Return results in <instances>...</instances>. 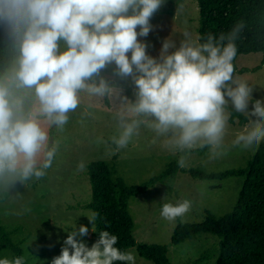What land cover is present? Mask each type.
<instances>
[{"label": "clouds", "instance_id": "9594fccd", "mask_svg": "<svg viewBox=\"0 0 264 264\" xmlns=\"http://www.w3.org/2000/svg\"><path fill=\"white\" fill-rule=\"evenodd\" d=\"M163 3L0 0V27L6 36L0 47V198L19 197V191L10 192L17 181L28 188L48 176L61 134L76 113L81 125L100 113L110 115L114 130L96 143L114 146L113 153L127 148L142 129L154 133L153 142L159 139L163 149L178 154L180 168L188 166L196 150L206 149L208 159L215 160L231 148L259 147L264 141V100H255L249 110L253 88L234 74L237 41L244 38L246 21H236L219 36H193L185 29L179 46L165 39L156 58L138 36L148 35L150 18ZM113 64L115 76L131 77L134 99L102 74ZM233 111L248 123L226 144ZM86 166L81 159L77 171ZM190 208L188 199L163 203L160 216L176 222ZM87 216L97 219L96 213ZM88 231L84 225L78 232L74 228L51 264H135V255L116 247L118 237L107 230L100 231L91 247L76 239ZM0 264H25V257L0 258Z\"/></svg>", "mask_w": 264, "mask_h": 264}, {"label": "rangeland", "instance_id": "374dc122", "mask_svg": "<svg viewBox=\"0 0 264 264\" xmlns=\"http://www.w3.org/2000/svg\"><path fill=\"white\" fill-rule=\"evenodd\" d=\"M182 5L178 10V6ZM152 25L148 35L138 36L147 45L150 56L159 58L165 39L171 38L179 46L185 29L193 36H199L200 8L198 0H164L162 6L150 18ZM139 32V26L137 27ZM171 51V49H170ZM131 53H129V57ZM264 52L240 54L237 57L239 67L254 68L261 65ZM115 65H110L102 74L120 84L124 94L134 99L135 86L131 77L121 80L113 73ZM253 88L249 110L257 99L264 100V66L256 70L237 73ZM107 103V101H105ZM79 113L73 114L62 133L63 142L60 151L49 170L47 177L37 181V186L31 183L26 188L17 181L10 190L15 199L0 198V225L12 231L16 242H22L25 264H51L53 258L59 256L64 247V241L75 228L78 232L81 225L89 229L86 235H77L78 241L91 247L97 241L93 225L87 215L94 211L80 207V204L92 199V185L88 173V164L97 159L110 162L117 154V167L129 184H137L159 174L177 155H172L161 147V141H154V133L142 129L127 148L113 153L110 144H97L101 135L107 140L114 130V122L107 112L100 113L98 118L89 119L81 125ZM229 121L225 142L230 144L235 133L242 130L248 123ZM255 150L231 148L227 155L209 160L207 150L195 151L189 157L188 167L202 166L209 171H224L245 166ZM84 159L86 169L77 171V163ZM243 186V179L230 176L224 179H200L189 172L178 171L173 177L158 182L146 192L130 199L129 209L135 220L134 235L139 242L162 243L169 247V256L173 264H216L220 254V239L211 232L201 233L185 241L174 244L172 236L179 220L168 222L161 218L160 209L163 203H176L183 199L191 201L190 211L182 221L198 222L206 218L207 211L217 215L230 212L236 205ZM25 208H30L26 212ZM30 242H32L30 244ZM30 244V245H29ZM132 252L135 264H156L140 255L137 246L128 249ZM15 257V252L3 245L0 239V258Z\"/></svg>", "mask_w": 264, "mask_h": 264}, {"label": "trees", "instance_id": "16d2710c", "mask_svg": "<svg viewBox=\"0 0 264 264\" xmlns=\"http://www.w3.org/2000/svg\"><path fill=\"white\" fill-rule=\"evenodd\" d=\"M200 8L199 36L211 32L219 36L221 32L231 30L236 21L243 19L248 27L243 39L237 41L238 52L234 61L235 75L254 68L239 67L237 57L240 54L264 52V0H198ZM5 31L0 27V47H3ZM247 122V119L234 111L230 122ZM204 152L205 150H196ZM195 152V151H194ZM117 154L113 161L105 159L93 160L88 164V173L92 185V199L80 204L90 208L97 214V240L102 230H107L118 237L116 247L128 252L137 246L141 256L156 264H173L169 256V247L162 243L139 242L134 235L135 220L130 212V199L146 192L158 182H164L178 171L189 172L200 179H224L236 176L243 179V186L234 208L224 214L217 215L207 211L206 218L198 222H185L180 219L176 226L172 243L178 244L201 233L211 232L220 239V254L216 264H264V141L251 156L245 166L224 171H209L202 166L180 168L174 159L165 170L150 179L137 184H129L119 174ZM37 182L34 183L37 186ZM0 239L3 245L12 249L15 256H24L22 242H16L12 231L0 225ZM114 264H126L116 261Z\"/></svg>", "mask_w": 264, "mask_h": 264}]
</instances>
